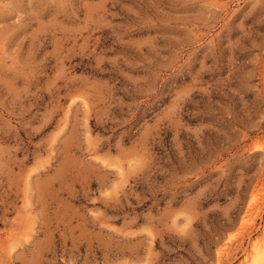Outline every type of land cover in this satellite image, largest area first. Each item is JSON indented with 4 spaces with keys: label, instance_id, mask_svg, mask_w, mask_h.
Returning a JSON list of instances; mask_svg holds the SVG:
<instances>
[{
    "label": "rangeland",
    "instance_id": "374dc122",
    "mask_svg": "<svg viewBox=\"0 0 264 264\" xmlns=\"http://www.w3.org/2000/svg\"><path fill=\"white\" fill-rule=\"evenodd\" d=\"M263 241L264 0H0V264Z\"/></svg>",
    "mask_w": 264,
    "mask_h": 264
},
{
    "label": "bare ground",
    "instance_id": "6f19581e",
    "mask_svg": "<svg viewBox=\"0 0 264 264\" xmlns=\"http://www.w3.org/2000/svg\"><path fill=\"white\" fill-rule=\"evenodd\" d=\"M258 187H260V185H258ZM252 248H253V253L250 258L249 264H261L264 261V241L255 244Z\"/></svg>",
    "mask_w": 264,
    "mask_h": 264
}]
</instances>
